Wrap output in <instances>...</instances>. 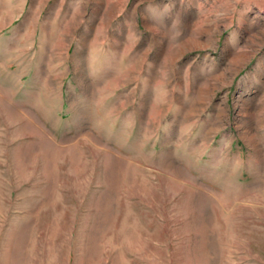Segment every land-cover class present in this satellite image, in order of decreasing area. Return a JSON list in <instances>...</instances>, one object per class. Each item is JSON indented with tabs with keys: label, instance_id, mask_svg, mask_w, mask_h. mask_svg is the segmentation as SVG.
<instances>
[{
	"label": "rangeland",
	"instance_id": "rangeland-1",
	"mask_svg": "<svg viewBox=\"0 0 264 264\" xmlns=\"http://www.w3.org/2000/svg\"><path fill=\"white\" fill-rule=\"evenodd\" d=\"M0 264H264V2L0 0Z\"/></svg>",
	"mask_w": 264,
	"mask_h": 264
},
{
	"label": "crops",
	"instance_id": "crops-1",
	"mask_svg": "<svg viewBox=\"0 0 264 264\" xmlns=\"http://www.w3.org/2000/svg\"><path fill=\"white\" fill-rule=\"evenodd\" d=\"M261 3L264 2V0H259Z\"/></svg>",
	"mask_w": 264,
	"mask_h": 264
}]
</instances>
